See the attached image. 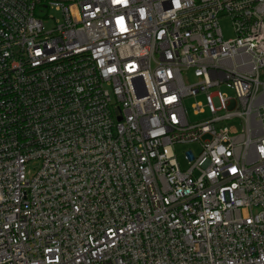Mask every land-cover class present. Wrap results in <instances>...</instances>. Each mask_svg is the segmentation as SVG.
Wrapping results in <instances>:
<instances>
[{"label": "built area", "instance_id": "built-area-1", "mask_svg": "<svg viewBox=\"0 0 264 264\" xmlns=\"http://www.w3.org/2000/svg\"><path fill=\"white\" fill-rule=\"evenodd\" d=\"M0 264H264V0H0Z\"/></svg>", "mask_w": 264, "mask_h": 264}, {"label": "rangeland", "instance_id": "rangeland-1", "mask_svg": "<svg viewBox=\"0 0 264 264\" xmlns=\"http://www.w3.org/2000/svg\"><path fill=\"white\" fill-rule=\"evenodd\" d=\"M51 13H54L56 16H58V13L56 12H51ZM222 27H223V31H224V34H225V37L226 39H231V38H234V33H233V29L231 28V25L230 23L228 22V20H223L222 21ZM188 108H189V111L192 112V109H191V106L188 105ZM188 150H193L194 153H197L198 152V146L197 145H178L177 146V153H178V156H179V160H180V163L182 165V167H186L187 166V162L185 160V153L188 151ZM36 167V164H28L27 165V169H31L32 172H35L33 170V168Z\"/></svg>", "mask_w": 264, "mask_h": 264}]
</instances>
